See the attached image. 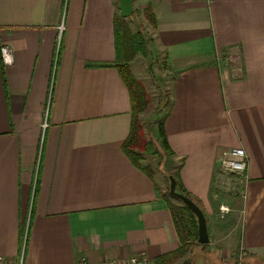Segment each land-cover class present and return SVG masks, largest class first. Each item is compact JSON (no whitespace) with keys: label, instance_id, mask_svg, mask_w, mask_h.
Masks as SVG:
<instances>
[{"label":"crops","instance_id":"obj_1","mask_svg":"<svg viewBox=\"0 0 264 264\" xmlns=\"http://www.w3.org/2000/svg\"><path fill=\"white\" fill-rule=\"evenodd\" d=\"M119 4L0 0V256L158 264L180 248L159 179L124 149L133 106L118 22L138 16L150 53L177 73L162 120L170 168L207 219L194 264H264V0H132L130 18ZM238 147L242 196L216 183Z\"/></svg>","mask_w":264,"mask_h":264},{"label":"rangeland","instance_id":"obj_2","mask_svg":"<svg viewBox=\"0 0 264 264\" xmlns=\"http://www.w3.org/2000/svg\"><path fill=\"white\" fill-rule=\"evenodd\" d=\"M140 20L141 18L138 16H132L129 19L132 29L137 30L135 35H138L137 41L140 43L136 46V53L130 62L133 63L131 72L140 84L138 89L140 88L143 91L144 96L142 98L145 100L141 106V108L143 107L142 112L139 113L137 119L141 124V130L138 139L134 143V150L141 156V164L150 167L151 172L159 179L160 188L164 190V194L170 200L182 206L183 203L169 192L170 182L167 177L174 170L170 168L168 153L162 149L156 136L158 124L164 117L167 108V106L165 107L166 102L171 99V83L177 73L172 72L167 66L160 65L163 60L150 53L152 51L150 38L145 33V28L140 25ZM139 30L145 33V35L143 33L145 40L139 34ZM221 192L225 193L224 191ZM220 215L219 220L222 218ZM204 249L203 245H191L190 243L187 249L178 253V256H176L178 250L174 251L175 256L171 258L172 261L164 264H191V262L194 264V257L198 256ZM189 260H191L190 263Z\"/></svg>","mask_w":264,"mask_h":264},{"label":"trees","instance_id":"obj_3","mask_svg":"<svg viewBox=\"0 0 264 264\" xmlns=\"http://www.w3.org/2000/svg\"><path fill=\"white\" fill-rule=\"evenodd\" d=\"M146 14L150 16L149 12L147 11H146ZM118 30H119L118 49H119V53L121 56L119 70H120L122 77L124 78V80L126 81L130 89V93L132 97V106H133L132 130H131V133H130V136L127 142L124 145V149L126 150V152H128V154L132 156L134 162L138 166H140L143 170L149 172L151 175L152 172L150 170V167L144 166L141 164L140 162L141 156L137 154L134 150L135 149L134 143L138 139L137 137L141 130V124L139 123L137 119H138L139 113L142 112L143 107L141 108V106L144 104L145 100L144 98H142V96H144L143 91L140 88L138 89L140 84L138 83V81L135 80L131 72L130 62L131 60H133V55L136 53L135 51L136 46L140 43H138L137 41L138 35H135L132 32L126 20L122 18L120 19V21L118 22ZM170 103L171 102L169 99L166 102L165 107ZM158 131H159L158 139H159L160 145L162 146V149L166 153H168V157L173 156L174 153L168 144L165 128L163 125V120L158 124ZM137 156H140V157L138 158ZM170 175H174L177 180V190L187 195L188 197L192 198L191 195L187 193L184 190V188H182V186L180 185L177 174L175 172H170L167 177L169 182H170V179H169ZM165 199L172 213V217H173L179 238L183 244L176 254V256H178V253L180 251L188 248V244L190 243L191 245L199 244L198 242V221L194 213L190 210V208L186 206L181 200L180 201L183 203L182 206L170 200V198L167 195H165ZM174 256H175V252H171L169 254L163 255L158 259L157 263L164 264L166 262L172 261L171 258Z\"/></svg>","mask_w":264,"mask_h":264},{"label":"built area","instance_id":"obj_4","mask_svg":"<svg viewBox=\"0 0 264 264\" xmlns=\"http://www.w3.org/2000/svg\"><path fill=\"white\" fill-rule=\"evenodd\" d=\"M1 57L4 64L9 65L14 61L12 49L3 45L1 47ZM46 126V124H44ZM249 164L248 154L242 147L232 148L223 152L221 159L218 162V189L232 194L243 195V177L247 172ZM223 210L229 211L227 206L222 207ZM0 264H15L10 259L0 256ZM17 264H23L21 259ZM75 264H91L85 257L79 259ZM103 264H152L149 257L142 253L134 255L130 258L116 259L106 261Z\"/></svg>","mask_w":264,"mask_h":264},{"label":"water","instance_id":"obj_5","mask_svg":"<svg viewBox=\"0 0 264 264\" xmlns=\"http://www.w3.org/2000/svg\"><path fill=\"white\" fill-rule=\"evenodd\" d=\"M119 8L123 17H129L132 12V0H120ZM169 192L175 198L181 200L194 213L198 221V242L207 244L209 239L207 219L202 208L190 197L177 190V180L174 175L169 176Z\"/></svg>","mask_w":264,"mask_h":264}]
</instances>
